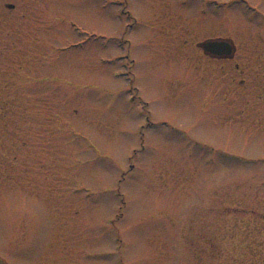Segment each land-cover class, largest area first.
<instances>
[{"label":"rangeland","instance_id":"obj_1","mask_svg":"<svg viewBox=\"0 0 264 264\" xmlns=\"http://www.w3.org/2000/svg\"><path fill=\"white\" fill-rule=\"evenodd\" d=\"M124 1L0 0V264H184L178 228L211 212L229 264H264L255 85L231 74L228 103H200L199 80L174 93L181 66L148 30L127 37ZM229 1L238 61L262 72L264 19ZM152 5L133 3L142 21ZM126 38L140 40L131 72L146 103L127 94Z\"/></svg>","mask_w":264,"mask_h":264},{"label":"flooded vegetation","instance_id":"obj_2","mask_svg":"<svg viewBox=\"0 0 264 264\" xmlns=\"http://www.w3.org/2000/svg\"><path fill=\"white\" fill-rule=\"evenodd\" d=\"M135 1L125 0L124 7H122L123 16L127 20L126 35L129 37L130 33L131 37L132 34L137 33V30H133L137 27H142L141 30H148L150 32L146 37L148 42L157 39L160 52L167 57H173V63L181 66L182 72L178 71V65H176V70L173 69L180 72V75L170 79L166 78L167 87L175 88L174 93L181 90L193 93L192 86L199 80L202 83L200 103H228L230 75L246 77L249 74V80L232 78L234 83L238 81L234 88L246 86L251 82L255 85L252 89V94L257 99L255 103H264V69L262 72H259V69H245L238 61L241 42L237 35L239 31L236 24L234 27L237 32L231 30V24L234 25V21L230 19L229 0H201L199 4L191 2L194 0H178V2L159 0L158 7L152 5L149 8L152 17L149 19L144 17L143 21L137 14L139 13L137 8L133 6ZM240 1L250 11L255 12L252 16L254 19L259 18L260 21L264 19V14L256 8V5L246 0ZM6 8L10 9L7 5ZM144 11L143 16H145ZM133 41L129 38L122 40V43L126 45V54L121 59L125 58L126 62L129 85L127 94L132 102L146 103L138 97L134 86L135 77L131 72L134 61L130 54L140 40L139 42ZM148 42L146 41L145 44ZM236 92L237 94L240 92L242 98L244 92L242 90ZM261 119L263 121L256 122L259 135L264 131V118L260 117ZM209 209L211 210L210 207ZM207 216L205 222L199 226L196 221L187 228L186 223L182 222L177 230L178 255L180 259L183 258L184 264H229L224 255V251L227 250V244L224 243L227 238H224V235H227L225 234L227 229L223 228L220 234L215 233L212 212ZM194 220L197 219L194 218ZM214 235L221 237L215 239ZM184 251L187 253L184 254ZM186 257L189 259L188 262L185 260Z\"/></svg>","mask_w":264,"mask_h":264},{"label":"water","instance_id":"obj_3","mask_svg":"<svg viewBox=\"0 0 264 264\" xmlns=\"http://www.w3.org/2000/svg\"><path fill=\"white\" fill-rule=\"evenodd\" d=\"M7 7H8V8H12V7H13V5H7Z\"/></svg>","mask_w":264,"mask_h":264}]
</instances>
